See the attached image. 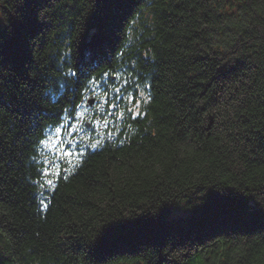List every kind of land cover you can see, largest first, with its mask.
Here are the masks:
<instances>
[{
	"label": "trees",
	"instance_id": "16d2710c",
	"mask_svg": "<svg viewBox=\"0 0 264 264\" xmlns=\"http://www.w3.org/2000/svg\"><path fill=\"white\" fill-rule=\"evenodd\" d=\"M90 93L104 136L45 174ZM207 254L264 264V0H0V264Z\"/></svg>",
	"mask_w": 264,
	"mask_h": 264
},
{
	"label": "rangeland",
	"instance_id": "374dc122",
	"mask_svg": "<svg viewBox=\"0 0 264 264\" xmlns=\"http://www.w3.org/2000/svg\"><path fill=\"white\" fill-rule=\"evenodd\" d=\"M119 113H122V111L120 110L119 111ZM73 130H74V128H73ZM84 133V132H83ZM83 135H85V134H83ZM48 148H53L54 146H55V140H54V138L53 137H50L48 140H46L45 141V143H44ZM56 151H58V148H56ZM202 258V257H201ZM211 256L210 255H208L207 254V259H206V262H207V264H213V261L211 260ZM203 259V258H202ZM194 264H202L201 262H200V260L198 259V258H196V261H195V263Z\"/></svg>",
	"mask_w": 264,
	"mask_h": 264
},
{
	"label": "water",
	"instance_id": "95a60500",
	"mask_svg": "<svg viewBox=\"0 0 264 264\" xmlns=\"http://www.w3.org/2000/svg\"><path fill=\"white\" fill-rule=\"evenodd\" d=\"M93 102V99H90V103H92Z\"/></svg>",
	"mask_w": 264,
	"mask_h": 264
}]
</instances>
